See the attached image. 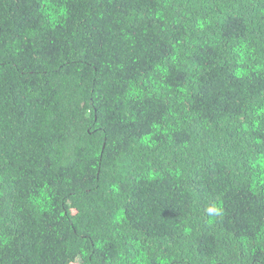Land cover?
Instances as JSON below:
<instances>
[{"label":"trees","instance_id":"1","mask_svg":"<svg viewBox=\"0 0 264 264\" xmlns=\"http://www.w3.org/2000/svg\"><path fill=\"white\" fill-rule=\"evenodd\" d=\"M0 264H264V0H0Z\"/></svg>","mask_w":264,"mask_h":264}]
</instances>
